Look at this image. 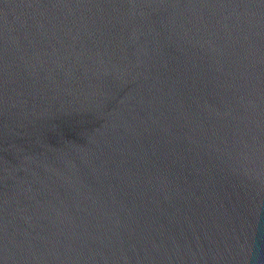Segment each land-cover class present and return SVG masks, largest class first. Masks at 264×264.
<instances>
[{
	"label": "water",
	"instance_id": "water-1",
	"mask_svg": "<svg viewBox=\"0 0 264 264\" xmlns=\"http://www.w3.org/2000/svg\"><path fill=\"white\" fill-rule=\"evenodd\" d=\"M0 264H264V0H0Z\"/></svg>",
	"mask_w": 264,
	"mask_h": 264
}]
</instances>
